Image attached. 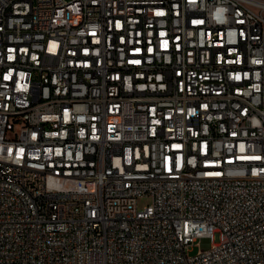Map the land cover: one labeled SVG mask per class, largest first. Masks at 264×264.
I'll use <instances>...</instances> for the list:
<instances>
[{"label":"built area","instance_id":"built-area-1","mask_svg":"<svg viewBox=\"0 0 264 264\" xmlns=\"http://www.w3.org/2000/svg\"><path fill=\"white\" fill-rule=\"evenodd\" d=\"M0 264H264V0H0Z\"/></svg>","mask_w":264,"mask_h":264},{"label":"rangeland","instance_id":"rangeland-1","mask_svg":"<svg viewBox=\"0 0 264 264\" xmlns=\"http://www.w3.org/2000/svg\"><path fill=\"white\" fill-rule=\"evenodd\" d=\"M148 202L146 200H141L139 202V208L143 209L144 206L147 204ZM212 247V243L210 240H204L201 241V243L198 246H195L193 249H191V253L189 254L191 257L196 256L200 253L201 250H206V249H210Z\"/></svg>","mask_w":264,"mask_h":264}]
</instances>
